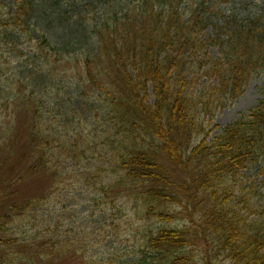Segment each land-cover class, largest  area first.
Instances as JSON below:
<instances>
[{
	"label": "trees",
	"instance_id": "obj_1",
	"mask_svg": "<svg viewBox=\"0 0 264 264\" xmlns=\"http://www.w3.org/2000/svg\"><path fill=\"white\" fill-rule=\"evenodd\" d=\"M6 2L0 264H58L73 254L84 264H264V179L239 182L264 176V89L256 107L213 124L264 74V3L240 17L212 0ZM90 131L100 137L93 144ZM99 144L104 164L92 169L84 161ZM61 166L102 176L105 197L132 204L139 225L149 223L138 245L113 241L114 252L89 255L88 234L78 249L69 231L37 227L30 209L48 199H20L15 186L40 172L58 181ZM24 215L33 232H14Z\"/></svg>",
	"mask_w": 264,
	"mask_h": 264
},
{
	"label": "rangeland",
	"instance_id": "obj_2",
	"mask_svg": "<svg viewBox=\"0 0 264 264\" xmlns=\"http://www.w3.org/2000/svg\"><path fill=\"white\" fill-rule=\"evenodd\" d=\"M190 1L191 5L197 2V0ZM212 1L214 2L215 11L222 9L224 15L226 16L232 9H234L235 13L238 14L235 15L240 17L257 15L261 12L263 7L262 4L264 3V0ZM7 3L8 2H6V0H0V10L3 14L6 13L4 6H6ZM99 10L100 7H98L97 11ZM72 14L73 12L70 11V13L65 17L69 18ZM15 55L16 54H13V57L14 59H17ZM65 66L67 68L62 65H58V70H64L68 68L73 70L72 66ZM204 82L205 80L202 81V83ZM4 87H7V84L6 86L4 83L0 84V92L2 94L8 90ZM263 89L264 74L255 78L248 85L245 93L240 99L230 104L221 112H218L215 122L213 123L214 126H226L235 119L239 118L241 114L246 113L251 108L256 107L258 101L263 97ZM29 93L30 92H28V94ZM81 106L82 109L88 110L89 108L85 102H83ZM46 125L47 124H45V126ZM56 126L58 127V124ZM25 128L26 124L22 120L20 124V135L22 136H20L21 144L25 136ZM2 130L3 127L0 125V134ZM215 133H218V131ZM94 136H96L94 131H90V137L87 138L89 143L91 142L93 144L97 139H100V137H97V139L93 140ZM86 143L88 144V142ZM92 149L93 152H90L87 155L89 156V160L84 161V165H87L93 169L95 165L100 166L104 164V157L101 156L103 154L101 151V144L96 145ZM93 155H96V157L92 158ZM27 168V166H22L18 169V171H24ZM112 172L113 171L100 173L104 177H107L110 176ZM256 173H253L255 175H251L252 178L250 177L249 172L245 173L246 178L244 177L240 179L239 182L242 183L246 181L247 185H249L250 182H255L257 186H259L260 181L264 179V176H256ZM37 174L39 175L34 174L27 176V178L23 179L15 186V190L19 194L20 199H48V201H43L40 205H34L30 209L31 216H34L38 219L37 227H40V225L43 223H48L45 230L46 232H48L50 226H52L53 231L58 230V235H65V232L69 231V234L74 241L73 245H75L78 249L81 247L78 243L80 241V237L83 235V233H85V235L88 234L87 241L83 244L89 248V255L97 254L104 257L109 251L113 250L111 252H114V248L107 247L108 243L113 241H124L126 247L129 249L138 245L141 238V234L139 235L138 230L142 231L144 226L148 225L149 223H145V221H143L140 226L139 217L137 216V218L135 216L136 213H134L132 204L126 202L124 199L122 200L121 198L120 200L116 195L105 197V194L103 195L100 186L97 185L98 180L102 178V176H95L91 174L79 175L77 171L70 170V167L67 166H61L59 174L62 175V179H59L58 181L45 172H40ZM86 178L89 179V181ZM249 179L250 181H248ZM112 201H115L117 206L115 209L113 204H111ZM262 202L261 204H263ZM114 213H116V215H113ZM32 227H30L29 216L24 215L21 221L17 224V227L12 230L16 233H32ZM0 236L4 238L6 235L2 233ZM125 237L126 239H124ZM126 255V253L124 255L122 253L120 254V256ZM80 256L76 254L67 256L60 259L58 264H84L85 261L82 258L83 256Z\"/></svg>",
	"mask_w": 264,
	"mask_h": 264
}]
</instances>
